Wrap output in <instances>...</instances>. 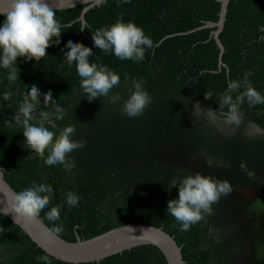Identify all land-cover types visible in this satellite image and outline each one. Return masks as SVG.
Returning a JSON list of instances; mask_svg holds the SVG:
<instances>
[{"label": "trees", "instance_id": "obj_1", "mask_svg": "<svg viewBox=\"0 0 264 264\" xmlns=\"http://www.w3.org/2000/svg\"><path fill=\"white\" fill-rule=\"evenodd\" d=\"M81 9L82 6L54 11L57 20L71 27L61 29L59 45L47 48L39 62L17 58L16 81H8V71L0 67L3 180L14 192L33 182L49 184L53 196L38 218L51 230L54 224L46 219V213L60 206V220L55 224H62L64 230L54 234L71 241L76 237L86 240L126 224H149L173 238L180 247L183 264H233L248 252L246 237L230 236L225 231L236 219L237 206L246 204V200L238 193L239 197L232 195L236 193L233 190L212 206L213 214L182 232L167 212L168 201L178 199V187L170 192L168 187L175 178L199 172L227 179L233 188L242 186L264 196V104L249 107L245 102L241 106L242 122L239 126L228 125L234 128L229 134L205 117L193 115L195 105L202 102L206 111H216L215 122L223 119L220 94L227 90L230 79L241 80L246 71L253 73L249 80L264 95V0L232 2L218 34L223 48L222 67L217 66L218 49L210 35L212 30H194L217 20L216 0H131L128 4L101 0L85 12L83 26L74 21ZM121 16L123 22L141 27L153 41L143 61L120 60L114 53L94 46L92 33ZM4 20L5 16L0 17V26ZM69 40L92 49L90 63L107 65L119 74L121 83L110 95L119 93L121 101L110 104L107 98L97 97L90 103L82 95L76 62L70 65L65 61ZM132 78L143 79L153 99L142 116L130 118L120 108L128 97ZM33 85L41 93L51 91L56 104L66 109L64 118L55 121L56 128L49 130L58 135L59 130L71 124L76 129L72 139L86 141V146L70 153L64 164L46 166L27 147L22 126L9 127L5 123H14L12 117ZM6 91L12 95L4 101ZM207 91H211V99L205 98ZM40 104L37 119L41 110L54 111L51 104L44 106L43 95ZM250 126L260 133L245 135ZM160 146L167 147L171 164L161 158ZM69 191L79 197L78 207L68 206ZM44 255L0 214V264H44L36 260ZM48 258L51 264H69ZM80 264L166 262L159 252L133 250L105 262Z\"/></svg>", "mask_w": 264, "mask_h": 264}, {"label": "clouds", "instance_id": "obj_2", "mask_svg": "<svg viewBox=\"0 0 264 264\" xmlns=\"http://www.w3.org/2000/svg\"><path fill=\"white\" fill-rule=\"evenodd\" d=\"M130 2L131 0H119V3L123 4ZM3 15L5 20L0 26V67L8 71L7 79L10 82L16 81L19 76V69L16 66L17 58L23 57L26 61L35 59L39 62L46 56L47 48L54 44L59 45L61 29L71 27L56 19L55 12L46 0H13L11 10ZM261 30L264 31V28ZM92 40L94 46L103 52H112L120 60L134 62L143 61L146 50L153 47L152 39L145 35L144 30L134 22H123L122 16L110 26L95 30L92 33ZM65 47L69 49L64 53L65 61L70 65L76 62V71L81 78V93L90 103L97 97L107 98L110 104L121 101L119 93L110 95L111 90L121 83L118 73L112 71L107 65L90 63L92 49L78 41L69 40ZM252 74L251 71H246L241 80L230 79L227 90L220 94L219 109L224 124L229 126L241 124L243 119L241 106L245 102L249 107L264 104V95H261L249 80ZM128 80L129 77L125 74V81ZM145 83L143 79H131L128 97L121 104L122 114L130 118L144 114L145 108L153 99L145 89ZM11 95L10 91H6L3 94V100H9ZM42 95L44 106L51 104L54 111L41 110L37 119L35 113L41 106ZM204 95L206 99L212 98L211 91L205 92ZM225 108L227 110L223 111ZM65 115L66 109L56 104L51 91L41 93L33 85L30 91L24 94L18 111L12 117L14 123L8 120L5 123L9 127L22 126L27 147L40 157L46 166H56L64 164L70 153L86 146V141L72 139L76 131L74 125L70 124L62 128L58 135L55 131L49 130L55 129V121L62 120ZM193 115L207 116L215 122L216 111L208 110L205 113L197 103ZM46 151L47 156H45ZM173 187H178V199L168 201L167 212L174 217L182 232L190 231L191 227L202 221L206 215L213 214L212 206L218 203L221 197L233 192V186L227 179L221 180L199 172L189 174L182 179L171 180L168 191L170 192ZM53 191L47 183L33 182L30 187L6 195V209L3 214H11L16 224H20L21 221L32 223L50 204ZM66 202L70 208L78 207L79 197L69 191L66 193ZM46 219L53 222L54 227L51 229L53 233L63 232V225L55 224L60 220V206L52 207L46 213ZM36 260L51 264L47 255L37 256Z\"/></svg>", "mask_w": 264, "mask_h": 264}, {"label": "water", "instance_id": "obj_3", "mask_svg": "<svg viewBox=\"0 0 264 264\" xmlns=\"http://www.w3.org/2000/svg\"><path fill=\"white\" fill-rule=\"evenodd\" d=\"M219 3L217 20L205 22L199 29H211L210 35L218 49L217 66H224L221 61L223 48L218 40V34L222 30L224 16L234 0H216ZM13 0H0V17L11 10ZM53 11L65 10L82 6L79 16L74 21L85 24L83 16L88 9L96 7L101 0H46ZM192 30V31H194ZM243 199L256 197V193L242 186L233 188ZM15 193L3 180L0 171V214L7 221L22 231L30 241L44 254L59 261L69 264L105 262L130 251H155L159 252L166 264H183L180 247L173 238L162 231L161 228L149 224H126L105 231L86 240L78 237L71 241L54 234L37 217L32 223L16 224L12 215H4L6 209V195Z\"/></svg>", "mask_w": 264, "mask_h": 264}, {"label": "rangeland", "instance_id": "obj_4", "mask_svg": "<svg viewBox=\"0 0 264 264\" xmlns=\"http://www.w3.org/2000/svg\"><path fill=\"white\" fill-rule=\"evenodd\" d=\"M199 105L206 113L207 109L204 103L200 102ZM195 111V107L193 109ZM203 116V115H202ZM207 120L213 122V120L207 116H203ZM214 122L220 131L229 134L234 128H228V125H224L223 119L218 118ZM256 133H260L254 127L245 129L244 134L247 136H253ZM166 146L159 147V153L162 156L164 162L172 163V159L167 154ZM235 197H239L237 193H232ZM236 219L230 229L225 233L230 236L243 234L246 237V245L248 246V252L246 255L237 257L233 264H264V196L256 194L255 198L246 199V204L238 205Z\"/></svg>", "mask_w": 264, "mask_h": 264}, {"label": "flooded vegetation", "instance_id": "obj_5", "mask_svg": "<svg viewBox=\"0 0 264 264\" xmlns=\"http://www.w3.org/2000/svg\"><path fill=\"white\" fill-rule=\"evenodd\" d=\"M250 127H252V126H250ZM257 131H259V130L257 129Z\"/></svg>", "mask_w": 264, "mask_h": 264}]
</instances>
